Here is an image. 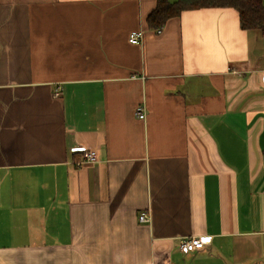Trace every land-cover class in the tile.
Listing matches in <instances>:
<instances>
[{"label":"crops","instance_id":"obj_1","mask_svg":"<svg viewBox=\"0 0 264 264\" xmlns=\"http://www.w3.org/2000/svg\"><path fill=\"white\" fill-rule=\"evenodd\" d=\"M155 7L0 0V264H264V38Z\"/></svg>","mask_w":264,"mask_h":264},{"label":"trees","instance_id":"obj_2","mask_svg":"<svg viewBox=\"0 0 264 264\" xmlns=\"http://www.w3.org/2000/svg\"><path fill=\"white\" fill-rule=\"evenodd\" d=\"M202 9H232L238 15L240 29L256 31L264 38V0H156L155 9L147 17V26L157 33L169 20Z\"/></svg>","mask_w":264,"mask_h":264},{"label":"built area","instance_id":"obj_3","mask_svg":"<svg viewBox=\"0 0 264 264\" xmlns=\"http://www.w3.org/2000/svg\"><path fill=\"white\" fill-rule=\"evenodd\" d=\"M143 35L141 32H132L129 36V42L134 45L141 43ZM136 116L141 120H145L146 111L144 105H139L136 109ZM84 162L86 163H95L97 161V154L95 151L87 150L84 152ZM141 222H149V214L143 213L139 216ZM210 244L209 236L201 237H188L183 238L180 241L179 248L182 253L189 254L195 252L196 250L204 248L206 245Z\"/></svg>","mask_w":264,"mask_h":264}]
</instances>
